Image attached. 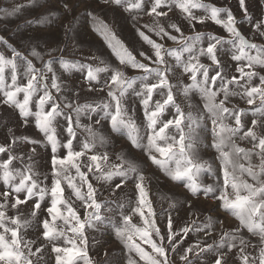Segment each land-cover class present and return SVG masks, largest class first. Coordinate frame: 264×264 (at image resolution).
Here are the masks:
<instances>
[{
  "label": "snow or ice",
  "instance_id": "6c2138e0",
  "mask_svg": "<svg viewBox=\"0 0 264 264\" xmlns=\"http://www.w3.org/2000/svg\"><path fill=\"white\" fill-rule=\"evenodd\" d=\"M238 2L243 13L241 21L230 7H217L202 0H103L104 5L129 13L134 26L138 22L134 11L153 18L152 23L135 28L151 49V54L140 51V60L107 24L88 13L93 30L104 39L120 67H112L102 59L99 61L102 66L96 67L63 56L45 61L44 55L52 56L53 52L63 50L53 48L41 53L33 48L23 55L0 37V45L11 51L10 57L0 52V105L18 110L24 126L34 123L43 136L42 140L34 139L16 135L9 129V137L0 142V183L4 185V191L0 192V264H49L46 256L49 246L55 264H112L108 252L103 261L90 255V245L97 241L95 237L90 241L89 230L100 231L102 227L110 228L127 250L126 264H175L169 252L179 253L181 264H196V260L204 264L206 254H214L211 264H229L227 257L237 248L240 264H264V75L255 70L257 66L264 68V44L253 42L240 30L238 25L251 23L252 18L246 0ZM26 6L0 8V13L12 15ZM173 9L179 11L192 29L196 24L211 21L222 27L228 38L203 32L185 36L182 27L168 16ZM195 9H203L205 15H194ZM251 28L254 38H264V18L251 23ZM71 30L69 25L67 32ZM148 33L160 41L171 40L178 47L167 48ZM225 45L231 48L230 58L238 75L229 76L222 71L220 53ZM169 57L175 61L174 65L169 63ZM201 58L210 64H204ZM34 59L40 60V67H36ZM57 63L64 71H86L84 79L90 85L99 82L101 73L107 74L103 85L107 99L79 103L78 93L64 95L54 67ZM129 67L140 75L127 76L124 69ZM176 68H181L191 83L173 84ZM256 78L259 83H254ZM95 90L94 86L89 88ZM194 92L200 95L203 107L194 111L189 103V110L185 111L176 97L179 94L189 100ZM20 94L22 99H18ZM129 95L139 101L143 130L137 124L135 109L130 110L127 104ZM234 96L245 100L250 108L228 107ZM30 105L35 106V111ZM248 111L252 113L250 125L244 120ZM93 114L100 115L96 125L106 120L113 132L126 134L132 145L142 148L151 163L172 181H184L192 196L202 194L217 201L219 208L239 220V228L221 235L218 243L198 241L180 252L190 233L210 235V221L203 225L192 221L177 231L169 215L167 231H162L142 172L123 155L117 154L113 161L106 150H97L98 146H106V137L92 124L81 122L82 117L91 119ZM33 117L34 121L29 119ZM60 119L65 122L63 139L57 131ZM208 121L212 136L209 147L217 153L220 165L217 170L199 155L201 132L207 130ZM77 130L87 133L84 141H80ZM237 139L247 141L252 148L239 147ZM21 144L31 145L30 150L18 153ZM37 146L50 148L47 175L37 170ZM254 158H258V163ZM204 173L214 176V182H200L198 178ZM49 179L50 184L46 183ZM93 181L102 187L107 184L113 192L122 191L131 181L135 201L134 204L129 201L128 213L125 214L123 201L117 199L116 208L120 209L117 219L116 209L108 207V201H99ZM29 203L30 211L22 213L21 206ZM137 216L142 226L133 222ZM33 228L37 235L30 239L28 230ZM240 228L259 237V244L252 245L256 255L247 251L251 241L243 237ZM225 248L227 252L222 251Z\"/></svg>",
  "mask_w": 264,
  "mask_h": 264
},
{
  "label": "rangeland",
  "instance_id": "374dc122",
  "mask_svg": "<svg viewBox=\"0 0 264 264\" xmlns=\"http://www.w3.org/2000/svg\"><path fill=\"white\" fill-rule=\"evenodd\" d=\"M202 2L214 4L217 7L228 6L232 9L238 21L243 19V13L239 8L238 0H202ZM246 3L248 12L252 18L251 23H254L257 19L264 18V0H246ZM65 4L68 6L67 9L64 7ZM14 5L27 6L22 7L19 12L13 13L12 15L0 13V37H3L12 48L20 51L23 55H27L33 48L41 53H47L49 49L56 48L62 49L63 51H55L52 53V56L44 55L43 59L46 61L52 57L63 56L66 60L89 63L94 67L102 66L99 64V61L102 59L106 64L112 67H120L119 61L113 55L112 50L108 48L104 39L93 30V21L92 17L88 15L89 12L107 24L117 38L121 40L129 50L133 51L137 59L142 60V58L139 57L140 51L151 54L150 47L140 39L135 30V28L140 25L152 23L153 18L146 14L134 11L133 15L138 16V22L134 26L129 13L125 12L123 8L104 5L103 0H0V8L2 9L11 10ZM165 10L167 11V9ZM193 13L196 16L205 15L203 9H195ZM168 16L171 22L178 23L182 27L185 36L193 35L195 32H203L228 38V33L222 27L211 21H207L203 25L196 24L195 29H192L189 27L188 22L182 18L178 10L173 9V11L169 12ZM251 23L244 22L238 26L247 38L257 44H264V38H254ZM69 25H71V32H67V27ZM148 34L151 35L154 40H157V42L164 43L167 48L178 47V45L171 40L160 41L155 35L151 33ZM173 34L178 35L177 33ZM206 40L207 37L205 36V42ZM0 52H3L6 56H11L10 49L4 45H0ZM220 55L224 65L222 71L229 76L238 75V73L235 72V62L230 58V46L225 45ZM168 59L170 64H175L172 58L169 57ZM201 60L206 65L210 64V61L206 58H201ZM143 62L147 63V61ZM33 63L36 67H40V60L34 59ZM54 67L64 89V95L78 93L80 96L79 103H98L101 100L107 99V89L103 87L107 74L101 73L99 82H92V85H90L84 79L86 71L80 72L75 69L64 71L60 68L58 63L54 65ZM255 70L259 75H264V68L257 66ZM7 71L8 70H6V72ZM20 71L23 72V69ZM124 71L129 77L140 75L138 71L130 67L124 69ZM181 81L185 84L191 83L187 75L182 74V69L176 68L175 75L172 76L171 82L176 84ZM8 82H10V77ZM254 83H259L258 78L254 79ZM91 86H94L96 90L89 91ZM220 98L223 97L221 96ZM18 99H22V94L18 96ZM176 100L185 111L189 110V103L193 106L194 111L202 109L203 107V101L200 95L195 92L191 94L189 100H185V98L179 94ZM257 103L259 102L257 101ZM127 104L130 110L133 108L135 109L137 124L140 125L143 130V114L140 110L139 101L135 97L129 95ZM227 106L230 108L235 106L237 109L245 110L250 108L246 101L242 100L239 96L231 97L230 103ZM30 108L35 111L34 105H30ZM29 119L34 121V117ZM97 119H100V115L93 114L91 119L82 117L81 122L84 124H92L99 133L106 137V146H98V151L103 152L106 150L113 161L116 160L117 154L123 155L127 160L134 163L142 172L149 191V200L152 202L154 211L157 214L155 217L157 225L162 231H167L166 225L169 215H171L174 229L177 231L186 224H190L192 221H196L201 225L210 221V235L205 236L203 233H190L184 239L180 247V252L198 241H204L208 244L218 243L221 235L239 228V220L230 212H226L224 209L219 208L217 201L211 198H205L202 194L199 195V197L192 196L184 187V181H172L160 168L151 163L142 148H136L132 145L126 134L113 132L110 124L106 120H102L100 125H96L95 121ZM251 119L252 113L248 111L244 120L250 125ZM64 126L65 122L60 119L57 125V131L61 139L66 135V133L63 132ZM9 129H12L13 133L16 135H26L34 139H43L42 134L37 131L34 123H29L27 126H24L23 121L19 117L18 110L0 105V142H3L5 138L9 137ZM77 133L80 137V141H84L87 133L82 130H77ZM146 142L145 138L144 143ZM211 142V123L208 121L207 130L201 132L199 155L203 161L211 163L213 169L217 170L220 165L219 161L216 159L217 153L214 149L209 147ZM236 143L239 147L245 149L252 148V145L244 140L237 139ZM30 148L31 145L21 144L17 147V152L26 153ZM78 148L79 145H77V149ZM49 153L50 148L45 149L44 147L37 146L35 164L37 170L45 175L50 173ZM254 162L258 163V158H254ZM16 166H20L18 162ZM198 179L204 184H209L214 182L215 177L204 173ZM116 182H119V178H116ZM46 183L50 184V179ZM93 183L98 190L99 201H108L107 206L116 209L115 214L117 215V219L119 218L118 214L120 211V209L116 208L115 201L117 199L123 201L125 204V214L128 213L130 210L129 201H132L133 204L135 201V188L131 181L128 182L127 187H124L122 191L117 190L116 192H113L107 184L102 187L100 183H96L95 181H93ZM3 191L4 185L0 183V192ZM189 202L192 205L191 208L189 207ZM170 205H174V207H170ZM31 207L32 205L30 203L26 206L22 205V213L27 214ZM105 214H107L106 211ZM133 222L142 226V222L139 221L138 216L134 218ZM240 232L245 239L251 241L247 251L250 254L256 255L257 251L252 245L259 244V237L251 236L247 230L243 228H240ZM36 235L37 233L34 228L28 230V238L35 239ZM92 237L96 238L97 243L94 246L90 245V255L103 261L105 259V252H108L111 254L108 259L111 260L112 264H126L125 256L127 255V250L124 248L123 244L115 238L110 228L102 227L100 231L89 230L90 241ZM144 247L147 248L146 245ZM222 251L227 252V249L225 248ZM237 254L238 248L234 249L227 257L229 264H240ZM169 255L170 258L175 260V264H181L179 261V253L173 254L169 252ZM213 255L214 254H206L203 257L204 264H211ZM46 256L48 257L49 264H55V256L51 252L50 246ZM192 258L196 259L195 256ZM196 264H201V260H196Z\"/></svg>",
  "mask_w": 264,
  "mask_h": 264
}]
</instances>
